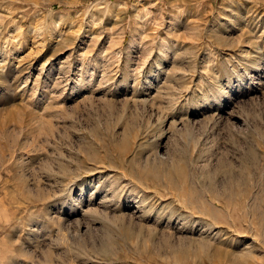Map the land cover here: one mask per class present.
<instances>
[{"label": "rangeland", "instance_id": "rangeland-1", "mask_svg": "<svg viewBox=\"0 0 264 264\" xmlns=\"http://www.w3.org/2000/svg\"><path fill=\"white\" fill-rule=\"evenodd\" d=\"M0 264H264V0H0Z\"/></svg>", "mask_w": 264, "mask_h": 264}]
</instances>
